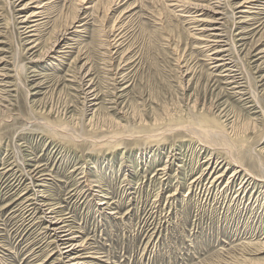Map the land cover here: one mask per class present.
I'll return each mask as SVG.
<instances>
[{"label": "rangeland", "instance_id": "obj_1", "mask_svg": "<svg viewBox=\"0 0 264 264\" xmlns=\"http://www.w3.org/2000/svg\"><path fill=\"white\" fill-rule=\"evenodd\" d=\"M21 1L0 0V264H264V9H227L238 89L210 12L176 6L210 2L53 0L31 37Z\"/></svg>", "mask_w": 264, "mask_h": 264}, {"label": "bare ground", "instance_id": "obj_2", "mask_svg": "<svg viewBox=\"0 0 264 264\" xmlns=\"http://www.w3.org/2000/svg\"><path fill=\"white\" fill-rule=\"evenodd\" d=\"M19 1V0H18ZM174 1V0H173ZM176 1V0H175ZM206 2H210L211 4H197V2H188V3H183L182 5H176L179 7H185L188 8L186 9L185 12H187V17L190 16H198L200 15V11L203 10H208L211 14V18L210 19H202L199 18L198 21H204L205 23H202L199 27L200 32L206 35H203V37H201V40L204 41L205 46L210 42V46L211 47V51L209 54V61L212 65V68L217 71L219 68L223 67L224 71L227 72L226 76H228V79L230 78V82H232L235 85V88L240 89V87H242L243 85L241 84V78H239V74L238 72H236V69L234 68V64L231 60L230 54H229V50L230 49V45H229V41L227 42L226 40V36L224 34V25H225V19L228 15L227 13V9H230L232 11V15L235 19L237 18L238 13H242L244 15L249 14V13H260L259 11H261L262 9H264V0H231V2L229 0H203ZM228 1V2H227ZM23 2V0L21 1ZM53 0H31L30 2L24 3L22 5V8H27L28 6H31L33 4L36 3V8L35 10H33L31 13L26 14V16L24 17V19H21L20 22H26L28 21V23H30L28 25V29L25 31V33L29 34V36H31L32 32L34 31H38V29L41 27L42 25V21L44 20V18H46L45 14H46V10L48 9V7L52 4ZM181 2V1H180ZM198 6V7H197ZM196 7L198 8V10H196ZM202 8V9H200ZM237 8H241L240 11L236 12L235 10ZM184 10V9H181ZM230 11V12H231ZM241 17V16H240ZM251 19V18H250ZM246 21V20H245ZM83 24H81L80 26H82ZM82 30H78V32H81ZM65 33H62L61 36H63ZM35 35V34H33ZM119 35V34H118ZM32 37V36H31ZM241 39V38H240ZM60 40V38L58 39V41ZM115 43V42H114ZM120 43V41H119ZM121 46V45H120ZM205 48V47H204ZM34 57V56H33ZM120 67V66H119ZM86 69V68H85ZM243 70V69H242ZM80 73V72H79ZM84 73V72H83ZM224 74V73H223ZM83 75V74H82ZM89 75V73H88ZM85 80V79H84ZM19 82V81H18ZM228 82V81H227ZM81 83V82H80ZM91 87V86H90ZM87 91V90H86ZM89 92V91H88ZM87 92V93H88ZM89 94V93H88ZM91 95V94H90ZM88 95H86V99H88L87 97ZM90 97V96H89ZM92 102V101H89ZM47 127V126H46ZM53 128V127H52ZM59 130V129H58ZM198 130V129H197ZM200 130V129H199ZM198 130V132H199ZM205 130V129H204ZM194 132V131H193ZM208 132V131H207ZM205 132V133H207ZM200 133V132H199ZM198 133V134H199ZM228 133V132H227ZM192 134V133H191ZM196 134V133H195ZM197 134V135H198ZM212 134V133H211ZM222 134V133H221ZM220 134V135H221ZM202 135V134H201ZM214 135V133H213ZM216 135V133H215ZM217 136V135H216ZM148 137V136H147ZM197 137V136H196ZM207 137V136H206ZM208 138V137H207ZM217 138V137H216ZM223 138V136H222ZM211 139V138H210ZM224 139V138H223ZM226 140V139H225ZM207 145V144H206ZM22 162V161H21ZM167 166V165H166ZM163 167L160 168L159 170H165L167 167ZM36 170L39 173L43 172V170L41 168H36ZM238 172V171H237ZM46 173L42 174L41 178H38L39 182L41 181H46ZM218 176V175H217ZM32 178V177H31ZM198 178V177H197ZM32 180V179H31ZM215 180V179H214ZM217 180V178H216ZM37 181V180H36ZM28 182V181H27ZM36 183V182H35ZM45 182H43L44 184ZM229 183V182H228ZM33 184V183H32ZM29 185V184H28ZM36 187V186H35ZM26 188V186H25ZM31 188V187H30ZM27 189V188H26ZM37 189V188H36ZM34 193V192H33ZM27 194V193H25ZM38 194V193H37ZM35 194L34 197H28V202L30 204V208L33 205H38L39 202H41V198L39 197V195ZM41 196V195H40ZM27 200V199H26ZM42 203V202H41ZM23 204V203H21ZM20 204V205H21ZM104 204V203H102ZM26 205V204H25ZM41 205V204H39ZM45 204H42V206ZM49 205V203H48ZM105 205V204H104ZM24 206V205H23ZM22 206V207H23ZM28 208V207H27ZM32 208H36L35 206ZM45 209V208H44ZM31 210V209H30ZM35 210V209H34ZM48 210V211H47ZM25 211V210H24ZM36 211V210H35ZM34 211V212H35ZM47 211V212H46ZM51 211H49V209H46L43 211V217L45 219V221L48 219H50L51 217ZM42 217V216H40ZM63 221H67V220H63ZM49 222L52 224L49 226V224L47 225V228L49 229V231L53 232L54 228L53 225H55L56 223L53 224L52 221L49 220ZM47 224V221H46ZM46 226V225H45ZM61 228V227H59ZM47 229V230H48ZM61 240V239H60ZM75 237H71L67 242H64L63 244L68 243L67 247H64V254H69L70 252H72L73 250H75L76 246L74 243ZM53 242H55V240H53ZM59 242V241H58ZM60 245V244H58ZM80 256V255H78ZM55 264H62L61 259H59Z\"/></svg>", "mask_w": 264, "mask_h": 264}]
</instances>
